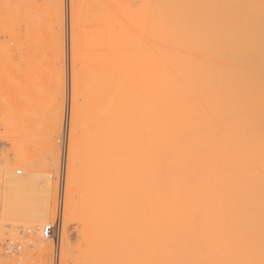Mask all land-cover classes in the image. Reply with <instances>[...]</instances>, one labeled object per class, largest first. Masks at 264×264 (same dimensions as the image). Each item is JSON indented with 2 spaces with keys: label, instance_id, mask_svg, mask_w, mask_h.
<instances>
[{
  "label": "bare ground",
  "instance_id": "bare-ground-1",
  "mask_svg": "<svg viewBox=\"0 0 264 264\" xmlns=\"http://www.w3.org/2000/svg\"><path fill=\"white\" fill-rule=\"evenodd\" d=\"M101 2L105 15H100L108 20H101L106 27L97 37L101 46L108 42L113 53L109 46L102 48L110 51V57L101 54L99 67L84 72L82 79L87 80L71 77L72 82H94L86 121H94L93 143L100 153L96 163L100 170L92 183L88 180V195L79 204L96 202L100 217L116 219L127 198L138 195L137 208L150 231L145 230L153 235L150 242L156 241L154 252H159L156 264H174L177 258L185 259V252L199 255L196 262L207 254L206 264L211 260L210 264H224L231 252H264V83L256 78L251 82L257 70H249L256 74L245 78L247 67L213 66L193 59L187 51L186 56L184 37L193 32L194 24L190 19L189 26H180L185 4L178 0ZM245 13L248 20L259 21L263 11ZM228 28L222 29L223 34L235 29ZM137 32L145 41L136 40ZM133 43L142 45L141 68L129 64ZM62 74L60 82L65 81ZM127 146L139 153L140 161L135 192L132 189L129 197L123 194L120 181L125 174L116 157V150ZM97 193L100 197L87 202ZM47 220L45 215L37 223ZM185 261L191 264L194 259Z\"/></svg>",
  "mask_w": 264,
  "mask_h": 264
},
{
  "label": "rangeland",
  "instance_id": "rangeland-1",
  "mask_svg": "<svg viewBox=\"0 0 264 264\" xmlns=\"http://www.w3.org/2000/svg\"><path fill=\"white\" fill-rule=\"evenodd\" d=\"M178 1L185 4L180 26H189L190 19L194 24L189 35L182 32L188 35L182 48L186 56L187 51L193 59L213 66L218 63L223 67L232 64V68L236 64L237 68L247 67L241 69L246 74L240 70L242 77L254 76L256 72L249 70L255 69L258 77L255 75L251 82L256 78L264 83V0ZM101 3V0H0V264H53V242L42 243L41 231L57 217L62 194L60 264H156L159 259V252H154L156 241L150 242L153 235L150 232L151 237L148 236L149 227L146 229L144 215L137 208L138 193L133 199L127 198L116 219L100 217L103 214L100 215L96 202V205H82V200L79 204L88 195V183L93 182L100 170L96 166L100 153L93 143L94 121H86L94 82L75 79L72 82L71 77L79 75L81 80L84 72H89L87 69L99 67L101 54L110 57L107 48L102 51L109 43L101 46V40L98 41L99 30L106 27L100 24L101 20H108L100 11L104 6ZM246 11H263V14L259 21L248 20ZM226 27L235 29L223 34ZM75 31L77 43L73 41L77 35L72 37ZM135 36L140 43L145 41L138 32ZM145 45L144 42L143 48L139 46L144 50ZM133 47L129 64L141 68L144 63L141 59H145L140 47ZM60 72L64 82L59 80ZM131 117L132 122L134 117ZM131 127L135 133V126ZM133 151L130 146L116 150L118 168L125 174L120 184L124 186L123 194L128 193L126 197L133 195L135 171L140 165L139 153ZM18 170L22 172L17 173ZM98 197L100 194L87 202ZM45 215L48 220L37 223ZM6 244L15 249L5 252ZM185 253V259L177 258L180 261L174 264L196 260L197 254L194 257V253ZM236 253L228 256L226 253L225 262L264 264V252ZM206 256L197 257L202 259L195 264H200ZM205 260L201 264H206Z\"/></svg>",
  "mask_w": 264,
  "mask_h": 264
},
{
  "label": "built area",
  "instance_id": "built-area-1",
  "mask_svg": "<svg viewBox=\"0 0 264 264\" xmlns=\"http://www.w3.org/2000/svg\"><path fill=\"white\" fill-rule=\"evenodd\" d=\"M21 170H18L17 173H21ZM63 194L60 196L59 201V210L57 217L54 221L46 223L41 231V236L47 240L53 242V264H60L61 256V244H62V224H63ZM15 249V246L11 244L4 245V251L11 253Z\"/></svg>",
  "mask_w": 264,
  "mask_h": 264
}]
</instances>
